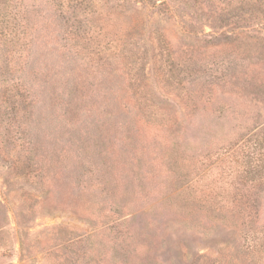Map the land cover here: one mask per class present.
<instances>
[{"label": "rangeland", "instance_id": "1", "mask_svg": "<svg viewBox=\"0 0 264 264\" xmlns=\"http://www.w3.org/2000/svg\"><path fill=\"white\" fill-rule=\"evenodd\" d=\"M164 1L0 39V264H264L210 201L264 126V0Z\"/></svg>", "mask_w": 264, "mask_h": 264}, {"label": "trees", "instance_id": "2", "mask_svg": "<svg viewBox=\"0 0 264 264\" xmlns=\"http://www.w3.org/2000/svg\"><path fill=\"white\" fill-rule=\"evenodd\" d=\"M111 1L115 5V11L111 12L112 18L116 19L117 13L129 12L124 8L128 4H148L154 8L162 9L167 6L164 0L157 4L158 0H0V39L4 42L12 41L13 37L26 39V30L29 28V21L36 16H42L37 9L41 6L49 19V22L54 24L60 16L64 18L67 14L70 5L73 3L87 4L93 7L94 4H103ZM31 2L32 4H30ZM173 6V5H172ZM80 11V8H78ZM84 10V9H83ZM86 13V12H83ZM91 16L95 12H88ZM53 20V21H52ZM132 33L143 32L146 28L136 25L130 29ZM32 30V28H31ZM67 33V32H66ZM150 32L147 31V34ZM154 39L158 40L161 37V32L158 29L152 32ZM118 37V34H116ZM123 36V35H122ZM128 36V35H127ZM34 38H30L32 42ZM17 85V95L21 96ZM237 144L231 145V153L227 156L228 164L226 170L227 176V191L228 194L222 200H216V197L210 195V201L214 205L213 208L226 212V217L233 223H239L243 227L247 239L252 244H257L261 247L264 238V230L262 227H257L258 210L261 208L264 193V126L262 128L254 127L252 130L242 135ZM235 164V171L232 170ZM242 167L241 173L240 168ZM240 173V175H239ZM238 175V176H237ZM252 190L250 194H244L240 190ZM257 191V194L255 193ZM260 225V224H259ZM257 241V242H256Z\"/></svg>", "mask_w": 264, "mask_h": 264}]
</instances>
